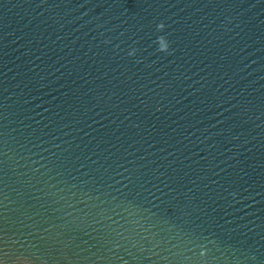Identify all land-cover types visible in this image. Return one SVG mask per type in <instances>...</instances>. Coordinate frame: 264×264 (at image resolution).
Instances as JSON below:
<instances>
[{"label": "water", "instance_id": "obj_1", "mask_svg": "<svg viewBox=\"0 0 264 264\" xmlns=\"http://www.w3.org/2000/svg\"><path fill=\"white\" fill-rule=\"evenodd\" d=\"M0 264H264V0H0Z\"/></svg>", "mask_w": 264, "mask_h": 264}, {"label": "clouds", "instance_id": "obj_2", "mask_svg": "<svg viewBox=\"0 0 264 264\" xmlns=\"http://www.w3.org/2000/svg\"><path fill=\"white\" fill-rule=\"evenodd\" d=\"M164 28H165V25H164L163 22H161V23H159V24L157 25V29H158L159 31H163ZM164 38L168 39V38H167V34H164ZM169 44H170V42H169V40H168V46H167V47H164V48H159V47H158V50H159V51H162V52H167V51L169 50ZM134 51H135V50H133V52H134ZM130 54H131V53H130Z\"/></svg>", "mask_w": 264, "mask_h": 264}]
</instances>
